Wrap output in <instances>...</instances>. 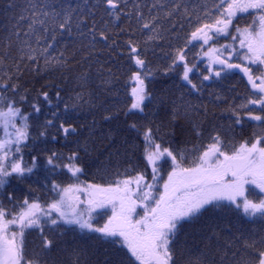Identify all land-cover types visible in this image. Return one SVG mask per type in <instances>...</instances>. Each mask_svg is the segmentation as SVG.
Masks as SVG:
<instances>
[{"label":"snow or ice","instance_id":"1","mask_svg":"<svg viewBox=\"0 0 264 264\" xmlns=\"http://www.w3.org/2000/svg\"><path fill=\"white\" fill-rule=\"evenodd\" d=\"M128 5L129 0H23L20 5L9 4L18 10L0 25V264H40V256L47 257L53 247L45 227L61 225L95 234L94 254L103 256L96 264H178V253L182 264H264V235H246L243 227L257 219L264 222V135L254 133V139L226 142L216 131L204 143L201 123L191 121L187 127H173L172 139L164 146L163 138L158 140L148 127L143 133V159L151 168V180L145 171L128 176L125 170L107 184H84L79 179L84 171L79 153L73 152L66 163L57 164L60 157L53 152L46 164L66 170L75 182L62 186L52 181L53 195L47 203L39 197L17 199L11 181L29 180L40 165L39 154L32 155L30 162L24 159L30 115L18 104L27 102L31 90L24 76L59 73L65 84H74L69 100L89 103L90 93L86 98L84 91H75L87 88L89 73L76 69L83 68L85 62L91 67L97 51L107 50L109 59L113 52L127 58L132 85L127 116L145 111L144 102L150 95L146 80L153 74L147 61L149 50L166 45L167 51L161 49L169 60L165 73L183 65L180 79L199 91L189 76L197 65L188 62L186 50L189 45L194 47V42L202 50L208 46L203 56L208 58L209 74L203 75V80L238 69L251 86L245 101L228 109L229 129L234 132L246 121L264 127V0H209L192 7L189 0L143 4L131 0V8ZM239 14H254L252 23L236 26ZM121 21L129 27L121 26ZM185 23L188 30L181 35L177 24L183 29ZM137 33L142 39H134ZM124 34L127 39L121 44L118 37ZM222 36H231L233 43L212 46ZM173 39L182 43L173 44ZM234 59L240 62H232ZM52 86L42 85L37 101L42 97L51 105L49 92L43 89ZM56 87L57 100H61V90ZM31 107L36 113L41 111L38 102ZM172 116L178 118L176 109ZM103 119L111 120L113 115ZM52 123L47 121L49 126ZM128 127L137 129L138 125L133 122ZM60 128L65 135L76 131L63 123ZM177 137L185 145L195 143L191 148H177L173 146ZM169 162L170 171L164 179L162 167ZM212 212L222 214L218 219L224 228L205 222L197 230L199 243L190 246L184 226ZM105 216L104 222L98 223L97 218ZM29 230H38L41 239L40 252L32 258L26 254ZM74 257L70 264H81L75 250Z\"/></svg>","mask_w":264,"mask_h":264},{"label":"trees","instance_id":"2","mask_svg":"<svg viewBox=\"0 0 264 264\" xmlns=\"http://www.w3.org/2000/svg\"><path fill=\"white\" fill-rule=\"evenodd\" d=\"M140 2L143 4L150 2V0H140ZM207 2L209 0H189V7L195 4L202 6ZM10 3L20 5L23 0H0V25L6 24L8 19L18 10L9 7ZM128 7L131 8V0H129ZM144 11L147 9L145 8ZM97 15L99 16V13ZM253 15H239L235 25L247 26L252 23ZM120 24L123 27H129L124 21H121ZM132 26H134V21ZM187 30L186 23L183 29L177 24V31L181 35ZM231 31L235 33V27ZM118 39L123 44L127 35H121ZM134 39L142 38L137 33ZM220 39L224 44L233 43L231 36H222ZM172 43L180 44L182 41L173 39ZM194 43V47L189 45L186 50L188 62L197 65L189 73V76L200 90H192L190 85L180 79L183 65H179L167 74L165 73L169 60L164 57L161 50L163 48L164 51H167V46L161 44L154 47V51L149 50L147 52L148 67L153 70V74L146 80L150 95L144 102L145 111L143 113H130L127 116H125V112L128 111L131 104L129 93L132 85L128 81L131 71L126 56L118 57L113 52V58L109 59L107 50L97 51L91 67L85 62L83 68L76 69L77 72L87 70L89 73L87 88L75 89L77 92L84 91L86 98L90 93L89 103L74 104L72 100H69V96L74 95L72 92L74 84L72 82L65 84L59 79V73H49L36 77L26 74L24 76V80L28 81L26 87L31 90L27 102L18 104L23 112L30 115V137L27 141V147L24 148V159L30 162L32 155L39 154L40 165L34 170L36 174L32 175L29 180L24 182L11 181L17 199L22 201L25 196L39 197L42 203H47L53 195L50 192L52 181L62 186L75 182L66 170L53 169L46 164L47 157L53 152H56L60 157V159L55 160L57 164L66 163L67 157L73 152L79 153V164L84 170L79 179L84 184H107L109 180H115L117 173H124L125 170H128V176H134L137 172L145 171L147 178L151 180V170L146 167V161L143 159V133L148 127L152 128L153 134L158 140L163 138L164 146H168V141L172 139L170 132L173 127L177 129L187 127L191 121L201 123L204 130V143H207V137L216 131L225 137L226 142L254 139V133L255 135H264V127H256V122L251 121H246L243 127L237 126L234 132L229 129L231 113L228 109L230 106L243 103L251 91V86L248 85L247 78L239 70L222 73L220 77L212 76L207 81L203 80V75L209 74L207 72V60H201L203 51H206L207 47L202 50L199 43ZM214 44L216 47L223 45L219 41ZM235 45L238 48L239 41H236ZM77 59H79V55ZM233 62L240 61L234 59ZM132 70H135L134 66H132ZM106 80L109 83H105ZM45 83L54 85L43 89L49 92L51 105L42 97L37 101L41 86ZM56 85L61 90V100H57L56 91L58 88ZM37 102L41 107L39 113L34 112L31 107L33 103ZM66 104L67 109L65 108ZM188 105H191V109L188 108ZM174 109L177 110L178 118L176 120H173L172 116ZM54 112L56 113L55 116H53ZM107 114H112L113 119H103ZM48 120L53 121L52 125H47ZM133 122L138 125L137 129L128 127ZM62 123L65 126L71 125L76 131L65 135L60 128ZM41 131L46 134L40 136ZM181 140L182 138L177 137L173 146L191 148L192 143H195L193 140L185 145ZM168 171H170V162L163 164L161 174L164 179ZM159 183L162 184L163 180H160ZM5 203L7 204V201ZM221 215L219 212L205 213L199 221L191 225L186 224L183 232L189 233L188 244L191 246L199 243L197 230L205 222L219 223L220 227L224 228V224L218 219ZM106 218V216L98 217V223L102 224ZM231 219L237 227H241L235 217H231ZM243 227L246 235L249 233L264 235V222L258 219L255 223L247 222ZM44 231L53 240V247L47 257L40 256V264H70L71 260L75 258L74 250L80 255L81 264H96L98 259L103 260V256L94 254L97 247L93 239L95 234L82 233L78 229L73 230L71 226L66 225H61L58 228L46 226ZM225 234L227 235V229H225ZM181 239H184L183 233ZM25 240L27 256L29 258L35 257L40 252L41 247L39 231L29 230ZM177 255L178 264H182L179 260V253Z\"/></svg>","mask_w":264,"mask_h":264},{"label":"rangeland","instance_id":"3","mask_svg":"<svg viewBox=\"0 0 264 264\" xmlns=\"http://www.w3.org/2000/svg\"><path fill=\"white\" fill-rule=\"evenodd\" d=\"M239 15H241V14H239ZM218 41H219V43H222V44H224L223 43V41H221V39L219 38L218 39ZM211 43V42H210ZM212 46H216L215 44H213ZM205 47H208V46H205ZM242 51H244V50H242ZM207 60V63H208V58L207 57H205V56H203L202 58H201V60ZM233 62V61H232ZM214 67H217V68H219L220 66L219 65H215ZM150 168V167H149ZM150 170H151V168H150ZM167 178V175H166V177H165V179ZM139 211H141V214H142V210H139ZM110 214V213H109Z\"/></svg>","mask_w":264,"mask_h":264}]
</instances>
